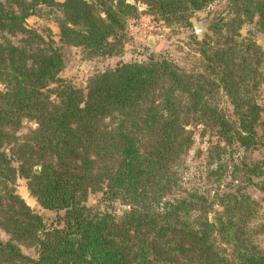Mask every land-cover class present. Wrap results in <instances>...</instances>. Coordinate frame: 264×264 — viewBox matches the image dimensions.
I'll use <instances>...</instances> for the list:
<instances>
[{"label": "trees", "instance_id": "1", "mask_svg": "<svg viewBox=\"0 0 264 264\" xmlns=\"http://www.w3.org/2000/svg\"><path fill=\"white\" fill-rule=\"evenodd\" d=\"M213 1L7 0L6 8L0 0V29L25 31L23 20L48 6L58 35L55 46L33 52L0 41V264H264L257 240L264 221L257 222L258 203L245 189L264 194L255 94L264 51L239 32L253 21L264 33V0H227L224 14L208 23L216 45L201 37L200 69L150 54L95 70L81 87L57 76L63 46L85 58L120 53L138 4L165 25L184 26L192 15L206 18ZM218 92L230 112L212 100ZM23 119L35 124L17 139ZM189 124L208 136L211 196L182 185L183 156L194 140ZM230 147L253 158L228 169L222 159ZM18 177L41 207L62 211L60 225L45 226L28 207L15 191ZM94 192L100 196L86 204ZM114 201L123 205L119 212L101 207Z\"/></svg>", "mask_w": 264, "mask_h": 264}, {"label": "rangeland", "instance_id": "2", "mask_svg": "<svg viewBox=\"0 0 264 264\" xmlns=\"http://www.w3.org/2000/svg\"><path fill=\"white\" fill-rule=\"evenodd\" d=\"M1 2L6 8L8 7L9 4L7 3V0H1ZM226 3L227 0H214L208 4L204 8L206 14L203 15L207 16L206 18L208 20L196 30L193 28V24L201 22V20L206 18L202 19V16L192 15L189 18L190 25H165L160 20L142 11L144 6L138 4L139 13L136 16H130L126 19L120 53H117L116 55H98L91 58H85L77 47L63 46L61 48L63 64L57 72V76L75 86L81 87L85 84L87 76L95 70H102L106 67L112 66L118 60H144L150 54L170 58L183 68L193 67L194 69H200L202 66V60L198 48L200 42H202L200 41L201 37L206 35L203 40H208L210 46L216 45L215 40H217V36L211 31L208 23L209 20L216 17L218 13L224 14ZM54 12L55 10L52 7H37L32 14L23 20V26L27 31H9L7 29H0V41L2 39H7L14 45L22 43L32 52L37 51L38 49L45 50L49 46H55L57 44L58 35L57 27L53 20L55 15ZM218 23L221 24L220 20H218ZM254 27L255 25L253 21L245 22L239 28V32L241 35H250L264 51V33L256 31ZM226 29L227 26L225 27V25H222L221 32H225ZM33 33H37L38 35L32 36ZM260 67L262 69V74L264 75V52L259 68ZM53 85L54 82H49V86ZM255 94L261 107L260 122L264 129V81L259 84ZM212 100L217 103L218 107L226 112H230V106L225 95H222L219 92L215 93ZM34 124L33 120L23 119L19 128L14 133L16 138L21 139V137H23L28 129L34 126ZM189 125L193 129L194 140L183 156V170L181 171L182 185L185 187H195L206 193L208 196H211L215 189V184L205 176L204 171L207 154L206 146L208 144L206 140L208 136L200 135V129L197 125L195 127L193 124ZM261 135L264 140V130H262ZM230 151V153L226 151L222 159L228 164V169H231L230 164L236 163L244 156L253 158L252 154L243 151L241 148L232 147ZM223 178L224 180L221 186L225 185V182L230 180V176L227 173ZM232 182V184H235L236 181L233 180ZM14 187L15 191L20 195L28 207L34 212L40 214L45 226L61 224V221L57 219V216H60L62 211L41 207L34 196L28 192L24 178L18 177L15 181ZM245 189L258 203L257 222L264 221V194L252 185L246 186ZM99 196L100 192L89 193L86 198V204L95 203ZM109 205H111V209L115 212H119L123 207V205L117 201L108 205L103 204L101 207L109 208ZM5 237L6 234L0 229V238L4 239ZM257 240L260 246L264 247V236L259 235ZM20 249L26 254L34 255V248L32 246L20 245Z\"/></svg>", "mask_w": 264, "mask_h": 264}, {"label": "water", "instance_id": "3", "mask_svg": "<svg viewBox=\"0 0 264 264\" xmlns=\"http://www.w3.org/2000/svg\"><path fill=\"white\" fill-rule=\"evenodd\" d=\"M207 20L208 19L206 18V19L201 20V22H197L196 24H193V28L196 30L199 26L205 24ZM187 127L189 128L190 125H187ZM37 170H38V165H35L33 168V171H37Z\"/></svg>", "mask_w": 264, "mask_h": 264}]
</instances>
